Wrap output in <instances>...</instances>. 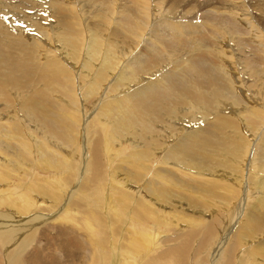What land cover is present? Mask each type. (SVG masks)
Segmentation results:
<instances>
[{
  "label": "bare ground",
  "instance_id": "1",
  "mask_svg": "<svg viewBox=\"0 0 264 264\" xmlns=\"http://www.w3.org/2000/svg\"><path fill=\"white\" fill-rule=\"evenodd\" d=\"M203 10L198 25L192 20ZM62 62L69 69L56 66ZM12 99L25 103L21 116L41 138L39 148L50 142L77 150L80 122L87 130L86 114L96 115L102 132L85 145L90 154L82 160L89 162L79 165L85 169L79 188L84 175L94 177L120 201L118 212H109L108 192L85 212L88 232L81 235L100 244V252L106 240L90 221L102 223L106 215L119 237L134 232L128 243L154 250L161 244L153 252L159 255L141 264H187L200 250L199 264L211 255V264H264V0H0V116L8 113L10 125L0 135V170L13 163L27 168L21 161L32 145L14 121L15 109H7ZM58 153L43 149V163L60 164ZM35 176L30 190L58 202L48 180ZM75 193L55 221L54 238L64 250L80 242L79 232L65 227L75 218ZM43 211L0 196V264H62L39 248L49 232L44 221L56 214ZM147 217L181 232L169 236L157 225L154 233ZM30 244L37 246L24 256ZM103 254L98 264H107ZM120 256L111 264H120ZM137 258L124 262L138 264Z\"/></svg>",
  "mask_w": 264,
  "mask_h": 264
},
{
  "label": "rangeland",
  "instance_id": "2",
  "mask_svg": "<svg viewBox=\"0 0 264 264\" xmlns=\"http://www.w3.org/2000/svg\"><path fill=\"white\" fill-rule=\"evenodd\" d=\"M217 2H218V0H217ZM205 14H206V12H204V10L201 11L200 13L196 14L195 19L192 21H196V23L198 25L199 24L203 25L204 24L203 18H204ZM80 52L81 51L79 50V53ZM67 65L68 64L66 62L56 64V66L60 67V68H62L61 66H66L68 68ZM84 75L86 76L87 74L85 73ZM87 79H89V78H87ZM50 80L52 82L51 84L57 83L55 77H51ZM51 84H49L47 86H51ZM75 96H76V94H75ZM26 98H29V97H26ZM30 100H32V99L30 98ZM12 101H13V103L11 105H9L7 107V109H11L12 111H13V109H15L16 114H18L19 116L15 117L14 121H16L18 123L19 127L22 129L24 134L29 138V141H30V143H32V145L31 146L27 145L26 152L29 155L28 158L24 161L20 160L21 163H23V166L26 165L27 168L19 167L18 164L13 163V164L6 165L12 169L0 170V176H4V178L5 177L9 178L7 180L0 181V196L3 198L11 197L13 202L21 200L23 203L31 204V207H33V205H34L35 208L37 209V211L44 210L45 211V212L43 211L44 213H49V214L56 213L53 217L47 219V220H49L50 224H48L47 222L44 221L45 229H48V231H49V232L45 231V233L47 235H42V239H44V237H45V240H44L45 244H43V246L39 247V248H43L42 253L44 254V256L47 257L48 255H52V257H53L52 259H56L58 261L61 260L60 262L62 264H64V263L65 264H87L88 261H89L88 264H98L102 253L107 255L106 257L104 254L102 255L104 258H106L107 264H111V262L113 260V256L115 254H117L118 256L121 255L120 256V264H125L124 260L127 259L128 257H133L134 259H136L138 257L137 260L141 259L138 262V264H141L144 260H146V258L150 259L156 255L158 256L159 253H153V252H155L158 248H160L161 244L159 245L160 247L157 246L156 250H154L152 248H149L152 246H149V244L146 242L141 244V245H143V246H141L142 248L139 247V245H136V243H135V245L128 243L130 240L133 241L132 239H134V237H135L134 232L131 230L132 233L128 232L129 234H125V235H122L121 237H119L117 235L118 232H114L113 228L110 226L108 216H106V215H105L102 223H100L98 218H93L92 221H90L92 226L96 227V236H98V237L101 236L102 238H105V240H106L107 246L104 248L103 252H100L101 251V245L100 244L96 243L97 244V246H96V245H94V241H92V238L88 239L87 237L81 235V234H83L82 231L84 232V234H86L88 232V229L86 228L87 227L86 221L88 220V218H87V216H86L87 214L85 212L88 210L94 209L92 204L100 203V202L102 203V201H100L101 198L108 195L109 194L108 192H110V194L111 193L113 194V200H114V207L113 208L110 207L109 212H118V210L120 209V201L116 198L114 193L110 190V187L109 186L106 187L104 182H103L102 187L99 188L100 182L95 183L94 177H88V179H87V175H84V177L82 178V180H85L84 185L79 188V186H80V183L78 181L79 172H82L83 170H85L83 168V166L80 168L79 165H80V163L88 164V162H89L88 159L82 160V155L87 152V148L85 150V145L87 144L88 140L91 138L90 135L98 136V135H101L100 133L102 132V130H100L101 127H99L98 124H96L93 121V118H96L95 117L96 115L93 116V115H91L92 113H90V112H89V114L88 113L86 114L87 118H88L87 123H86L88 125V127L86 128L87 130H85V128H83L81 126V123L83 124V122H80V125H79V130H80L79 141H77V143H73L76 145L78 151L75 150L74 147H72V144L69 145L68 147H66V146L58 147V146H55L54 144H52L50 142H46V145H44L43 148H39L37 144L40 143L41 138L34 133L32 135V133L30 132V130L28 128V124H27L26 120L24 118H22V116H21V110L25 107V103L24 102H17L15 99H12ZM58 102L61 103V100H58ZM65 110H67V109H65ZM66 112H68V111H66ZM68 113H70V111ZM227 113H228V111L224 109L221 113V116H223V115L226 116ZM8 115L9 114L6 113L7 118H3V116H0V135L3 134L5 131H9V129H10ZM227 122L229 125L232 124L229 121H227ZM95 127H98V128H95ZM244 128H245V124H243L241 127H238L237 130L239 131V133H241L242 129H244ZM109 130H110L109 134H111L112 131H111V129H109ZM97 131H99L98 135H97ZM104 131H105V129H104ZM86 135H87V138H86ZM112 140L113 139H111L110 142H113L114 146L119 148L120 143L116 142L115 140H114L115 141L114 142ZM23 142H24L23 140L18 141V143H20V144H22ZM127 144L132 146L131 143L130 144L127 143ZM130 146L127 147V154H128V152L131 151V149H133ZM53 148L56 149V152H59L58 155H55V157H56V160H59L60 164L56 165L55 167H51V166L44 164L43 159H42V155H41V152L43 149L52 150ZM79 149L81 150V152ZM88 153L90 154V152H87V154ZM110 154H111V156L114 155L113 152H111ZM151 158H152V156H151ZM0 159H3V155L1 152H0ZM118 159L121 160V158H119V156L117 158H115V161H114L115 165H116V161ZM157 160H159V159H156V161ZM160 162H162L161 159L157 162V164H159ZM153 163L154 162L149 163V166L150 167H151V165L153 166ZM168 167H171V165H168ZM113 168H114V165H113L112 169ZM35 172L39 173V175H40L39 178H41L45 182L48 180V183H50L52 185V189H50V191L56 195L55 198L58 199L59 197H61L58 202L54 203L56 200H53L52 203H50L51 200L49 198L45 197L43 192H42V194H40V193L33 192L30 190L31 187H33L32 185L34 184V182L38 179L35 176ZM50 175L53 176L52 179H49ZM220 178H221L220 180H222V181L226 180L225 176H222ZM233 186L236 187V183H233ZM5 187L14 188L15 191H12V190H8V191L5 190L4 191ZM138 187H140L139 184H138ZM2 189H3V191H1ZM74 190H76V193L74 192ZM145 192H144V190L141 191L142 195H144V194L146 195L147 192L146 193ZM73 193H75V195L78 197V203L72 206V208H76V209L71 210V212L73 214H75V218L71 220L69 225L66 224L65 227H67V230L71 233L79 232L78 239L80 238V242L77 246L73 245V247H72L71 245H69L68 248H65L67 250H64V248L63 249L61 248V245L57 244V241L54 238L55 237L54 234H56L55 228L58 226V225H56L55 221L59 217H61L62 212L65 211V208L63 206H70L71 205V202L73 200V199H71V195ZM225 194H226V191H220L219 192V195H221V196L225 195ZM20 195L23 196V199H17V197H19ZM254 199H252V201ZM1 200H5V199H1ZM129 203H130V207H132L133 201H130ZM47 207H52V208L50 210H45ZM245 207H246V205H243L241 207V208H243L242 210H244ZM78 208H80L81 212H77ZM101 208H102V210L105 209V207L103 205ZM103 212L105 213V211H103ZM29 215L30 214H27V215H25V217L29 216ZM19 216H23V218H24V215H19ZM119 216H120V220H119L120 226L124 227L121 215H119ZM165 219L168 220L167 221L168 223L172 222V217L164 218L163 219L164 222H166ZM144 221H145V224L147 227H149L151 225L153 226L152 232H154V233L156 231L158 232V229H160V227L165 229L166 235L170 234L169 236H173V235H176V234L181 232L178 229L176 231L174 229V231H173L172 230L173 227L170 224L166 225L163 222L161 224V222H157L152 217H150V218L147 217V218H145ZM154 222L156 225L154 224ZM119 223H118V226H119ZM159 224H161V225H159ZM157 225L160 227H156ZM200 225H203V224L201 223ZM48 226H50V227H48ZM179 226L184 227L185 225H184V223L180 222ZM155 229H156V231H155ZM218 230L222 231L223 229L219 228ZM85 231H87V232H85ZM115 236H117V237H115ZM82 237H84L83 240H82ZM199 237L200 236H197V238H199ZM163 238H165V237H162L160 240H162ZM160 240H159V242H160ZM81 241H82V243H81ZM54 242H56V243H54ZM203 242L209 243V240L205 239ZM83 243H85V245ZM112 243H113V245H112ZM86 244H87V246H86ZM50 245H52L53 248L50 247ZM121 245H124V246H121ZM34 246H37V245L30 244V251H29V249H27V251H26L27 254L25 252L24 256H28L32 252V250L34 249ZM135 246H138L139 248H136ZM164 246H166V245L164 244ZM80 248H81V250H79ZM84 248H86V249H84ZM121 248H122V250H121ZM140 248H141V250H143V251H140L141 253L137 252L140 250ZM92 249H96L95 253L92 252L93 251ZM117 249H118V251H117ZM70 251L72 254L74 253L73 254L74 257L71 255ZM52 252H53V254H52ZM123 252L124 253L126 252L125 253L126 258L123 257V256H125ZM89 253H91V254H89ZM91 255H92V257H91ZM95 255H96V258L94 257ZM201 255L203 256V253L200 250L199 253L195 257L191 256V258L188 259L187 262H185V263H187V264H199V262H197V261H199V258H202ZM211 256L209 257V260L206 264H211V258H212ZM77 257H78V259H77ZM90 258H92L93 260H91ZM170 264H177V262L175 259H173Z\"/></svg>",
  "mask_w": 264,
  "mask_h": 264
}]
</instances>
